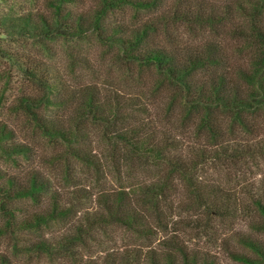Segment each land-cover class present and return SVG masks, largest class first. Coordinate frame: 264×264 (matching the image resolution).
<instances>
[{
  "label": "trees",
  "instance_id": "obj_1",
  "mask_svg": "<svg viewBox=\"0 0 264 264\" xmlns=\"http://www.w3.org/2000/svg\"><path fill=\"white\" fill-rule=\"evenodd\" d=\"M128 11L135 19L113 16ZM0 28V40L16 36L35 43L69 45L92 37L116 50L120 61L154 69L162 77V84L176 90L185 120H193L215 148H223L222 138L240 133L244 138L258 137L256 130L264 131V0H95L92 7L84 0H44L41 9L1 17ZM182 28L187 35L197 33L202 37L187 41L179 32ZM228 40L234 48L226 45ZM8 56L29 86V92L17 99L14 112L43 137L63 144L67 158L92 163L81 139L103 126L131 152L147 154L168 166L166 179L152 185L102 193L100 211L87 221L89 228L118 225L140 238H149L154 233L150 213L159 208L177 179L191 187L209 215L234 216L231 211L237 198L230 193L215 185L208 187L209 197L200 192L198 179L193 176L203 163L201 159L193 157L182 162L173 154L177 147L153 144L139 131L120 127L119 121L124 118L120 117L123 103L119 99L116 103L106 101L93 88L76 94L45 60L27 54ZM69 57H74L71 51ZM74 106L72 116L70 109ZM224 142L228 146L224 154L232 161L264 155V146L257 151L237 141L235 148L233 143L229 146L231 141ZM0 152L16 165L32 158V148L20 142L19 133L1 121ZM51 191L50 181L38 169L25 168L21 173L0 170V203L5 217L0 238H28L21 242L22 247L18 240L10 253L0 252V264H27V257L57 252L73 256L79 253L83 231L51 242L40 233L70 215L71 209L54 196L48 199ZM45 200L50 202L44 208ZM22 201L42 208L25 210L19 206ZM252 201L251 228L264 235V203L256 198ZM235 246L231 256L236 263L264 264V240L239 235ZM115 260L113 264H219L208 253L189 251L172 240L164 249L128 251Z\"/></svg>",
  "mask_w": 264,
  "mask_h": 264
},
{
  "label": "rangeland",
  "instance_id": "obj_2",
  "mask_svg": "<svg viewBox=\"0 0 264 264\" xmlns=\"http://www.w3.org/2000/svg\"><path fill=\"white\" fill-rule=\"evenodd\" d=\"M84 1L88 7L95 4V0ZM43 4L44 0H0V18L41 9ZM113 16L135 19L132 11L118 12ZM179 32L187 41L188 38L199 40L202 37L197 33L191 35L188 32L187 35L184 28ZM226 45L234 48L229 40ZM70 51L73 58L69 57ZM116 53V50L101 45L92 37L70 42L69 45L63 42L35 43L16 36L0 40V121L15 129L20 142L32 148V158L30 161L22 159L19 162L22 166L12 163L0 152V170L21 173L25 168H35L44 172L52 185L48 199L54 196L64 207L71 209L64 221L60 220L51 228L40 231L47 240L51 242L52 239L84 232L83 247L77 255L57 252L31 256L27 257V264H113L115 259L128 251L143 249L146 252L160 246L164 249V245L171 240L179 242L189 251L208 253L219 264H238L232 259L231 251H236L239 235H255L264 240V235L255 233L251 228L252 200L261 199L264 203V155L245 156L241 161H232L224 154V148L228 147L224 140L228 144L231 141L229 146L233 143L234 148L239 143L242 147L257 149L264 146V131L256 130L258 137L249 138L235 133L229 139L222 138L223 148L213 147L205 137L207 134L193 120H185L186 113L176 98V90L162 84V77L157 71L120 61ZM10 54H27L45 60L63 75L71 85L69 90L76 94L93 88L101 92L106 101L116 103L119 99V103H123L120 117L124 118L119 121L120 127L139 131L153 144L177 147L173 154L182 162L193 157L201 159L203 163L193 176V179H198L200 192L205 198L209 197L208 187L215 185L230 193L237 198V204L231 211L234 216L229 213L218 217L209 215L204 204L194 195L196 193L191 192V187L176 178L159 208L150 213L154 233L149 238H140L118 225L89 228L87 221H92L100 211L102 193L152 185L159 179H166L168 166L161 165L147 154L131 152L103 126L87 132L81 139L92 163L67 158L63 144L43 137L14 112L17 99L29 92V86L8 59ZM175 98L176 101L173 100ZM74 109L75 106L70 109L72 116ZM49 202L45 200L44 208ZM221 202L225 203L222 199ZM19 206L30 211L42 208L31 201H22ZM4 221L0 203V226ZM24 240L28 238L23 235L0 238V252L10 253L16 241L22 247Z\"/></svg>",
  "mask_w": 264,
  "mask_h": 264
}]
</instances>
